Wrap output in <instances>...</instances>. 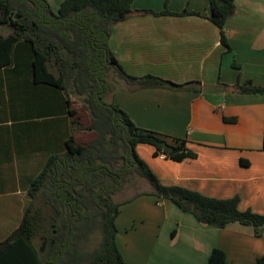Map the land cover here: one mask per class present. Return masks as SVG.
Returning <instances> with one entry per match:
<instances>
[{
    "label": "crops",
    "instance_id": "1",
    "mask_svg": "<svg viewBox=\"0 0 264 264\" xmlns=\"http://www.w3.org/2000/svg\"><path fill=\"white\" fill-rule=\"evenodd\" d=\"M209 1L169 0L165 6V0H134L133 9L188 14H134L115 23L109 37L127 73L154 74L178 84L198 81L200 90L131 89L118 80L105 99L138 127L187 140L196 156L181 161L155 156L149 145L137 146L161 182L218 198L238 196L240 209L264 214V93L215 88L218 82L232 86L245 80L264 85V0L234 1L235 12L224 25L229 48L221 44L220 28L203 15L209 13ZM48 2L56 12L62 0ZM5 107L0 111V241L11 233L7 216L14 212L20 222L29 203L27 179L62 146L71 128L68 117L60 115L29 132L24 114L11 118ZM151 191L144 178L135 177L114 195L122 203L116 243L127 262L206 264L213 248L225 252L226 264H257L264 258V236H256L251 226L201 223Z\"/></svg>",
    "mask_w": 264,
    "mask_h": 264
},
{
    "label": "trees",
    "instance_id": "2",
    "mask_svg": "<svg viewBox=\"0 0 264 264\" xmlns=\"http://www.w3.org/2000/svg\"><path fill=\"white\" fill-rule=\"evenodd\" d=\"M133 1L62 0L55 12L48 0H0V111L5 113L8 104L11 118L24 114L29 132L60 115L68 117L71 127L62 146L27 179L29 203L18 226L0 241V264H131L116 243L122 203L114 195L135 177L144 178L155 197L174 203L201 223L220 228L239 223L264 236V214L240 209L238 196L218 198L161 182L137 146L149 145L155 156L181 161L196 156L187 140L140 128L124 110L106 101L118 80L131 89H201L198 81L178 84L154 74L131 75L119 64L109 47L115 23L134 14H188L133 9ZM234 1L210 0L209 13L203 14L220 28L226 48L224 25L235 12ZM218 87L264 93V85L251 80L232 86L218 82ZM94 237L98 242L89 249ZM226 263L220 248H213L206 262ZM257 264H264V258Z\"/></svg>",
    "mask_w": 264,
    "mask_h": 264
},
{
    "label": "rangeland",
    "instance_id": "3",
    "mask_svg": "<svg viewBox=\"0 0 264 264\" xmlns=\"http://www.w3.org/2000/svg\"><path fill=\"white\" fill-rule=\"evenodd\" d=\"M76 106H78V104L76 105ZM144 148H149V147H146V146H143ZM139 148V147H138ZM151 148V147H150ZM140 157H142V156H140ZM11 212H12V210H11ZM14 213V212H13ZM13 213H10V215L9 216H7V218H6V220H5V228H7L8 227V229H9V227H10V230L12 231L14 228H16L17 226H18V224H19V220H18V222H15V218L13 217ZM9 230V231H10ZM97 242H98V237H94L93 238V240L88 244V248L89 249H92L93 247H95L96 246V244H97Z\"/></svg>",
    "mask_w": 264,
    "mask_h": 264
},
{
    "label": "built area",
    "instance_id": "4",
    "mask_svg": "<svg viewBox=\"0 0 264 264\" xmlns=\"http://www.w3.org/2000/svg\"><path fill=\"white\" fill-rule=\"evenodd\" d=\"M161 155V157H163L164 155L163 154H160Z\"/></svg>",
    "mask_w": 264,
    "mask_h": 264
}]
</instances>
